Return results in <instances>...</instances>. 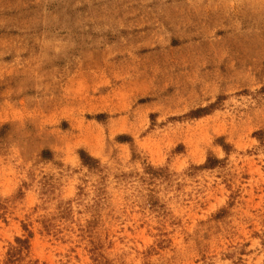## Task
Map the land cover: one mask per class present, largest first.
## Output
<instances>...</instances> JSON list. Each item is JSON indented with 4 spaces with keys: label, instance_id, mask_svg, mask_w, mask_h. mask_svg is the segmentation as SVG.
Here are the masks:
<instances>
[{
    "label": "rangeland",
    "instance_id": "obj_1",
    "mask_svg": "<svg viewBox=\"0 0 264 264\" xmlns=\"http://www.w3.org/2000/svg\"><path fill=\"white\" fill-rule=\"evenodd\" d=\"M0 264H264V0H0Z\"/></svg>",
    "mask_w": 264,
    "mask_h": 264
}]
</instances>
